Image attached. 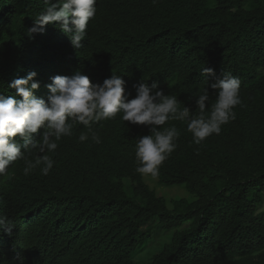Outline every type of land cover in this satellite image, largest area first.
Here are the masks:
<instances>
[{"label": "trees", "instance_id": "trees-1", "mask_svg": "<svg viewBox=\"0 0 264 264\" xmlns=\"http://www.w3.org/2000/svg\"><path fill=\"white\" fill-rule=\"evenodd\" d=\"M44 7L43 0H0L5 95L32 71L40 85L34 94L44 99L56 75L79 70L102 83L115 72L129 99L143 78L195 111L192 94L205 87L199 72L207 66L239 78L242 103L235 120L200 145L185 123L169 122L181 135L155 178L183 183L194 196L171 208L135 171L136 138L148 127L121 114L94 125L99 144L79 142L86 129L76 125L45 153L55 161L46 176L39 168L26 176L25 162H13L0 175V216L12 227L0 230V264H135L155 221L173 233L149 264H264V0H97L79 49L51 24L29 37Z\"/></svg>", "mask_w": 264, "mask_h": 264}, {"label": "clouds", "instance_id": "clouds-1", "mask_svg": "<svg viewBox=\"0 0 264 264\" xmlns=\"http://www.w3.org/2000/svg\"><path fill=\"white\" fill-rule=\"evenodd\" d=\"M43 2L46 7L35 16L33 26L26 30L29 37L41 33L51 24L68 36L74 49L81 48L89 21L96 14L97 0ZM199 75L204 77L205 87L198 95L192 94L195 111L176 95L165 94L157 81L149 84L143 78L134 85L135 97L129 99L126 81L115 72L102 83H92L79 70L72 76L56 75L47 85V99L34 94L40 87L35 80L36 72L14 79L8 88L15 89V95H5V90H0V175L18 160L25 162L24 175L37 168L42 175H48L55 161L45 153L55 152L57 142L62 137L72 136L76 125L86 129L80 133L79 142L90 139L99 144L101 137L94 125L121 114L120 118L131 125L148 127L150 134L136 138L135 171L157 177L160 165L177 148L181 135L170 121L185 123L192 134V142L200 145L212 134H220L222 126L236 118L234 108L242 103L239 78L231 73L217 76L215 70L207 66ZM209 77L213 82L210 83ZM209 87L214 90V102ZM32 153L41 155L32 160L29 159ZM0 230L6 233L12 230L11 222L3 216H0Z\"/></svg>", "mask_w": 264, "mask_h": 264}, {"label": "rangeland", "instance_id": "rangeland-1", "mask_svg": "<svg viewBox=\"0 0 264 264\" xmlns=\"http://www.w3.org/2000/svg\"><path fill=\"white\" fill-rule=\"evenodd\" d=\"M143 180L155 190L156 194L164 197L166 204L169 208L172 207V200L185 198L187 200H193L194 196L190 194L185 188L183 183L164 185L159 184L156 178L149 175H143ZM264 209V201L259 205L258 210ZM153 222V233L151 240L145 244V248L139 252L134 258L135 264H149L152 255L159 251L163 244L167 242L172 236L173 230H165L162 226Z\"/></svg>", "mask_w": 264, "mask_h": 264}]
</instances>
